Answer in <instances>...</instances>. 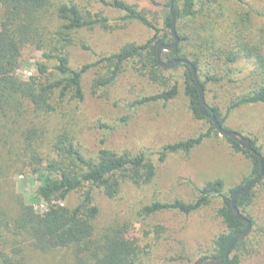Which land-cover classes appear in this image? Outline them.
<instances>
[{
  "label": "trees",
  "instance_id": "1",
  "mask_svg": "<svg viewBox=\"0 0 264 264\" xmlns=\"http://www.w3.org/2000/svg\"><path fill=\"white\" fill-rule=\"evenodd\" d=\"M94 1L119 13L118 19L123 24L139 23L151 30L153 36L145 43H128L115 53L74 69L69 64V47L77 43L76 35L96 25L108 29L107 15L71 2L53 6L52 0H0V177L15 163H23L35 176L34 194L46 206L44 213L37 214L27 210L17 198L15 213L0 210V264H30L31 252L45 254L61 250L66 251L75 264H141L145 252L137 242L127 238L129 230L126 226L96 231L95 222L100 211L94 203L95 191L107 199H114L124 184L147 185L156 176L154 156L159 163L169 155L188 156L211 132L217 135L210 120L204 118L210 123L207 133L166 144L156 152L117 153L100 148L90 157L82 153L74 134L65 127L59 128L52 139L47 138V118L63 110L67 103L83 102L82 77L91 68L101 65L105 70L93 80L94 95L111 86L129 63L138 75L166 87L158 94L134 100L130 108L159 100L166 103L179 93V82L166 76L170 70L158 65L156 55L158 45L173 43L170 0H148L156 8L153 16L125 0ZM215 1L176 0L174 15L179 44L175 50L164 52L162 58L165 61L189 60L197 71L203 91L208 84L222 82L221 72L227 65H230L227 72L232 74L238 63L245 62L253 82L247 91L230 98L226 113L241 106H264V29L256 36L249 33V14L245 13L239 16L236 33L231 38L216 34L215 28L208 24L216 11ZM220 13L223 15L222 11ZM28 46L41 53V61L36 63L35 74L23 80L17 71L23 50ZM179 66L184 68L182 83L189 108L195 118L203 119L192 72L186 65ZM206 106L208 113L215 114L223 126L227 115L222 116L217 106ZM243 136L261 154L255 140ZM226 140L235 152L242 153L252 164L251 174L240 185L227 192L222 180L209 181L196 188L197 195L190 202L178 198L153 201L139 211L142 218L165 211L187 216L208 206L214 198L220 200L216 216L225 230L214 238L212 253L202 255L191 264L222 256L230 242L245 228L230 213L231 198L258 175L259 162L254 154L242 151L233 140ZM258 185L264 183L261 181ZM253 189L237 197L236 207L244 216L242 211L254 200ZM71 193H79L80 201L70 209L64 202ZM246 217L253 224L252 219ZM162 231L161 226L154 228L157 235ZM247 236L235 243L222 264L241 263L248 252Z\"/></svg>",
  "mask_w": 264,
  "mask_h": 264
},
{
  "label": "rangeland",
  "instance_id": "2",
  "mask_svg": "<svg viewBox=\"0 0 264 264\" xmlns=\"http://www.w3.org/2000/svg\"><path fill=\"white\" fill-rule=\"evenodd\" d=\"M125 1L138 5L150 12L151 16L155 13L156 8L148 0ZM69 2L85 6L92 12L102 11L108 16L110 25L108 29L96 25L76 35L77 43L69 47V64L74 69L115 53L128 43H145L153 36L151 30L139 23L123 24L118 19L119 13L94 0H52L53 6ZM222 2L215 1L216 11L208 23L215 28L216 34L231 38L236 33L239 16L245 13L249 14V33L256 36L264 29V0ZM40 56L41 53L33 47H26L17 71L19 77L27 80L35 74L36 63L41 61ZM228 67L230 65L221 72V83L206 85V91H203L205 102L209 106L219 107L222 116L227 115L224 127L254 139L264 159V106H241L226 113L230 98L247 91L251 86L253 81L249 78L250 69L245 62H240L231 74L227 72ZM104 71L101 65L87 71L82 77L83 102L67 103L63 110L47 118L48 139H52L59 128L65 127L74 134L82 153L90 157L96 155L100 148L117 153L156 152L166 144L209 131L210 123L204 118H195L189 108V100L183 91V67L178 66L166 73V76L179 82V93L175 98L166 103L159 100L134 108L129 107L134 100L158 94L166 87L138 75L133 64L129 63L111 86L94 95L93 80L103 75ZM44 149L46 151L48 148ZM156 158L153 157L156 176L151 183L140 187L124 184L114 199H107L101 192L95 191L94 203L100 211L95 222L96 231L99 233L111 226H126L129 230L127 238L137 242L145 252L141 264L194 263L202 255L209 256L212 253L214 238L225 230L221 219L216 216V210L221 204L219 199L214 198L208 206L187 216L165 211L142 218L139 211L153 201L164 202L178 198L190 202L197 195V187L217 179L223 181L225 191L228 192L251 174V161L242 153L235 152L226 138L213 132L188 156L169 155L162 163L157 162ZM4 174L0 177V210L8 214L15 213L19 198L27 210L37 214L46 211L45 204L34 194L35 176L30 168L17 162ZM253 190L254 200L242 211L252 219L253 224L246 241L248 252L240 264H264V185H256ZM79 201L80 194L71 193L64 205L71 209ZM157 226L163 227L158 235L154 233ZM30 264L75 263L66 251L61 250L45 254L31 252Z\"/></svg>",
  "mask_w": 264,
  "mask_h": 264
},
{
  "label": "water",
  "instance_id": "3",
  "mask_svg": "<svg viewBox=\"0 0 264 264\" xmlns=\"http://www.w3.org/2000/svg\"><path fill=\"white\" fill-rule=\"evenodd\" d=\"M175 3H176V0H170V8H169V12L171 15L170 32H171V37L173 39V43L158 45L157 50H156L158 65L161 68L167 69V70H172L182 64L188 66L192 72V75H193V78H194V81H195V84L198 90L199 111H200L201 117L208 118L210 120L215 131L220 137L229 138L233 140L239 145L242 151L251 152L252 154H254L257 157L258 162H259L258 175L251 182H249L244 187L240 188L237 192H235L231 198L230 213L234 218L239 220L245 226L244 230L240 232L238 236L230 242L227 250L224 252L222 256L218 258L209 257L200 262V264H222L225 260L228 259L230 252L232 248L234 247L235 243L245 238L252 231L251 220L248 217L240 213V211L236 207V200H237V197L247 193L248 191H250L252 188H254L256 185H258L262 181L264 177V160H263V156L252 148L251 141L248 138L244 137L242 134L238 132L225 130L223 126L219 123V121L217 120L215 114L208 113L206 102L204 99L203 88L200 84L197 71L189 60L187 59H179V60H174V61L163 60L162 54L164 52H170V51L175 50L179 44V37L177 36L176 29H175L176 28V19L174 15Z\"/></svg>",
  "mask_w": 264,
  "mask_h": 264
}]
</instances>
